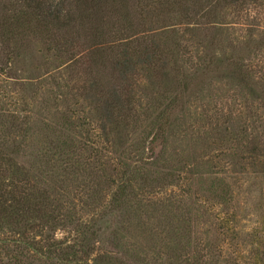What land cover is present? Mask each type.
Here are the masks:
<instances>
[{"label":"trees","instance_id":"1","mask_svg":"<svg viewBox=\"0 0 264 264\" xmlns=\"http://www.w3.org/2000/svg\"><path fill=\"white\" fill-rule=\"evenodd\" d=\"M260 1L264 3L0 0V74L7 79H17L18 72L32 75L27 76L32 90L34 82L43 83L34 77L42 66L70 70L77 81L72 86L64 80L56 84L59 89H71L70 98L60 93V100L73 103L82 115L87 110L84 118L74 120L77 108L66 106L65 111L50 113L45 106L34 119H24L16 110L6 113L0 101V254L8 263L16 256L25 262L33 253L37 264H90L97 231L94 221L79 212L100 205L103 199L120 218L108 244L121 249L124 218L138 200V192L145 193L159 173L132 168L126 163L130 156H140L137 161H142L146 144L156 145L159 150L152 156L151 167L168 164L165 177L173 178L168 148L182 134L187 106L202 101L213 81L226 77L243 84L239 87L243 92L256 90L257 85L250 83L251 65L243 58L252 39L238 49L218 24L227 9L238 10ZM147 14L148 28L143 23ZM141 79L148 82V88H137ZM79 101L84 106H78ZM143 119L148 122L144 131L125 147L126 135L138 132L135 124ZM93 126L115 150L118 182L103 167L97 176L91 162L95 156L98 160V154L81 142L83 132L92 133ZM225 131L236 132L232 122L225 125ZM78 153H88L84 164L76 160ZM99 180L105 183L103 188ZM210 184L206 192L222 199L218 184ZM71 197H79V208ZM186 228L178 226L173 232L175 236L183 233L187 240ZM60 229H67L70 235L56 239L53 236ZM32 233L44 239L29 240ZM112 253H106V264L147 261L137 252L124 251L123 259Z\"/></svg>","mask_w":264,"mask_h":264},{"label":"rangeland","instance_id":"2","mask_svg":"<svg viewBox=\"0 0 264 264\" xmlns=\"http://www.w3.org/2000/svg\"><path fill=\"white\" fill-rule=\"evenodd\" d=\"M143 23L148 28V14ZM220 23L218 27L229 35L238 49L252 39L249 53L243 58L247 59L248 67L251 65L250 83L257 85L256 90H249L251 94L243 92L239 88L243 84L226 77L213 81L209 95L202 101L196 100L187 106L180 129L182 134L173 148H168L173 158V178L165 177L170 170L168 164L162 163L161 169L151 167L159 150V147L155 149L156 145L146 144L142 161H137L140 156H130L126 163L132 168L144 167L159 172L157 180L145 193L138 192V200L131 204V211L124 218L125 228L120 233L123 236L119 244L121 249H113L108 244L120 218L109 210L105 199L99 201L100 205L79 212L83 218L94 221L97 231L96 249L91 254L90 264L108 263L107 252L122 258L124 251L144 256L145 264H264V3L260 1L238 10L227 9ZM53 67L47 64L36 72L34 77L38 76L43 83L34 82L32 90L27 85L30 82L27 78L32 75L18 72L17 79H7L0 74L2 109L7 110L6 113L16 110L21 118L34 119L35 113L45 106L50 113L65 111L66 106L70 110L77 108L68 100L67 103L60 100V93L70 98L71 89L56 87L63 80L72 86L77 81L76 76L70 70L56 71ZM137 88H148V82L141 79ZM139 103L143 105L144 101L138 98ZM78 106L84 104L79 101ZM80 110L73 113L74 120L86 115L87 110L83 115ZM204 113L209 116H203ZM231 122L235 133L225 131V125ZM147 124L144 119L140 120L135 124L138 132L124 133L125 147L127 141L130 145L131 139L138 138ZM93 127L92 133L83 132L82 141L78 140L98 154L99 161L93 153L95 159L91 162L97 176L101 175L99 170L103 167L110 178L118 182L115 150L103 140L98 128ZM87 155L78 153L76 160L84 164ZM210 182L218 184L216 189L222 199L206 192ZM104 186L100 181V187ZM79 197H71L77 207L81 202ZM126 220L132 224L125 223ZM178 226L188 227L187 240L183 233L175 236L173 229ZM69 235L67 229H60L53 237L62 239ZM29 237L36 241L44 239L37 233ZM33 256L30 253L25 262L16 256L8 263L10 260L1 253L0 264H37ZM128 264L136 263L128 261Z\"/></svg>","mask_w":264,"mask_h":264}]
</instances>
